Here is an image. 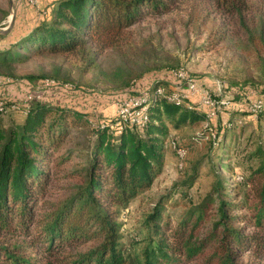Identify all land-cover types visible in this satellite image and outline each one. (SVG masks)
<instances>
[{"label":"trees","instance_id":"obj_1","mask_svg":"<svg viewBox=\"0 0 264 264\" xmlns=\"http://www.w3.org/2000/svg\"><path fill=\"white\" fill-rule=\"evenodd\" d=\"M184 1L55 0L48 9L38 6V15H14L3 33L0 66L52 53L76 58L86 70L101 55L121 52L130 28L145 16L159 18ZM198 8L203 15L215 8L264 54V21L255 35L248 0H207ZM130 72L122 83L127 95L144 87L152 95L163 87L161 95L147 98L148 120L141 128L117 124L116 115L73 144L75 130L90 125L87 111L41 98L16 107L20 121L0 122V264H264V141L249 154L255 163L238 176L239 184L216 179L211 194L176 223L156 207L147 215L151 235L141 249L132 252L121 243L118 216L160 171L168 125L207 120L191 98L168 99L166 93L176 89L168 81L143 79L133 89L130 81L140 73ZM255 115L264 118V104Z\"/></svg>","mask_w":264,"mask_h":264},{"label":"rangeland","instance_id":"obj_2","mask_svg":"<svg viewBox=\"0 0 264 264\" xmlns=\"http://www.w3.org/2000/svg\"><path fill=\"white\" fill-rule=\"evenodd\" d=\"M54 1L45 0L39 3V8L48 9ZM206 1L185 0L159 18L145 16L130 28L127 46L122 47L121 52L101 55L86 70L76 58L52 53L29 54L8 67L0 66V74L11 78L0 77V98L13 102L16 107L25 106L22 103L29 99L41 98L87 111L90 125L75 130L77 137L73 144L75 140L85 142L86 135L97 129L101 121L116 116L118 102L130 96L122 84L130 70L140 73L130 81V85L135 82L133 89L140 80L149 82L160 78L176 88L172 92L180 91L190 79L199 90L216 100L215 106L210 108L196 95L182 93V102L190 98L197 102L207 120L177 128L168 125L160 171L150 188L132 199L118 216L121 243L132 252H138L151 235L146 219L152 210L161 207L163 219L176 223L190 206L211 194L216 179L226 177L229 182L239 184L238 176L245 175L249 165L255 163L249 154L264 141V118L255 115L264 104L261 45L249 42L243 29L215 8L206 15L199 12V5ZM248 2L252 8L251 30L258 36L259 26L264 21V0ZM12 3L14 15L40 13L25 0H12ZM10 10L9 0H0V47L5 45L3 33L7 31L2 29L9 24ZM187 15L201 17L188 20ZM21 20L25 26L30 24L29 18ZM222 33L226 35L224 40L218 38ZM177 71L182 73V78L177 76ZM29 75L35 78L31 80ZM47 79L58 81L56 84ZM139 92L148 91L144 87L133 94ZM258 102L262 104L254 111ZM241 110L246 114L239 113ZM20 111L14 108L0 114L1 124L8 126L20 121ZM119 118L120 122H128L120 114ZM72 157L78 159L74 154Z\"/></svg>","mask_w":264,"mask_h":264},{"label":"built area","instance_id":"obj_3","mask_svg":"<svg viewBox=\"0 0 264 264\" xmlns=\"http://www.w3.org/2000/svg\"><path fill=\"white\" fill-rule=\"evenodd\" d=\"M39 1L40 0H25V2L28 5L36 7V8H38L39 6ZM176 74L179 78H182L181 74H179V71H177ZM182 90L187 91L188 93H190V95H196L197 97H199L200 102L205 106L213 108L216 104L215 99H213L207 92L199 90L196 82H191L190 79L187 80L186 87ZM0 101L2 100L0 99ZM134 102L142 103V92L131 94L130 96L118 102V108L116 111L117 112L116 115L118 116L117 124H121V123L127 124L128 123L129 125H135L136 127H138L139 121L137 118V111H131V103H134ZM261 104L262 102H258L257 104H255L256 109H254V111L257 110ZM14 108H16V104H10L8 106L2 101V108H1L2 113H4L6 110H10ZM119 114H128V122H120Z\"/></svg>","mask_w":264,"mask_h":264},{"label":"bare ground","instance_id":"obj_4","mask_svg":"<svg viewBox=\"0 0 264 264\" xmlns=\"http://www.w3.org/2000/svg\"><path fill=\"white\" fill-rule=\"evenodd\" d=\"M182 74V73H181ZM183 76V75H182ZM192 82V80H190ZM184 90H180V91H174L171 93H166V97L172 101L175 102H182V93H184ZM163 93V89H161L160 87L156 88V90L154 91V93H152V95H150L149 93H142V103L141 102H134L131 103V111H137V113L140 115V117L138 118V127L141 128L148 120L147 117V98L152 96L154 97L155 95H161ZM186 95V94H185ZM185 98V97H184ZM0 107H2V101H0ZM126 114H120L121 117L125 118ZM128 115V114H127ZM128 120V118H125ZM181 151V150H180ZM182 154V153H181Z\"/></svg>","mask_w":264,"mask_h":264},{"label":"water","instance_id":"obj_5","mask_svg":"<svg viewBox=\"0 0 264 264\" xmlns=\"http://www.w3.org/2000/svg\"><path fill=\"white\" fill-rule=\"evenodd\" d=\"M9 5H10V9H11L10 10V16H9V24L7 25V27L2 29L3 31H7L11 27L12 22H13L14 10H13L12 0H9Z\"/></svg>","mask_w":264,"mask_h":264},{"label":"crops","instance_id":"obj_6","mask_svg":"<svg viewBox=\"0 0 264 264\" xmlns=\"http://www.w3.org/2000/svg\"><path fill=\"white\" fill-rule=\"evenodd\" d=\"M43 1L45 2V0H41V4H42Z\"/></svg>","mask_w":264,"mask_h":264}]
</instances>
